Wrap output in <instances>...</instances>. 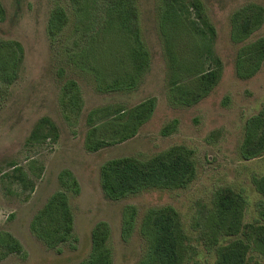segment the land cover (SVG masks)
Masks as SVG:
<instances>
[{"label":"rangeland","instance_id":"rangeland-1","mask_svg":"<svg viewBox=\"0 0 264 264\" xmlns=\"http://www.w3.org/2000/svg\"><path fill=\"white\" fill-rule=\"evenodd\" d=\"M184 1L191 5L194 0ZM199 1L201 18L193 7L184 17L192 28V21L204 27L203 19L214 27L212 50L222 62L223 74L198 104L181 106L173 104L169 95L166 44L158 21L162 0H138L151 65L136 89L119 91L99 90L94 74L67 66L58 44H52L47 31L50 12L57 3L70 12L68 0H2L6 17L0 22V36L21 42L25 58L17 81L0 92V231L16 236L28 254L25 259L11 254L0 259V264H76L88 257L92 229L101 220L111 227L112 264H135L147 246L139 231L142 217L149 208L166 205L177 209L189 237L186 264H215L216 251L207 246L196 223L208 214L220 187H230L245 197V224L264 225L263 196L254 183L264 174V155L246 160L240 153L248 119L264 108V62L249 79L240 78L235 70L239 49L264 37V24L244 42H234L231 37L236 11L251 3L264 5V0ZM177 36L180 50H184L183 33ZM61 67L66 69L63 77ZM69 79L78 83L81 109L63 106V86ZM148 98H156V107L135 137L98 151L88 149L89 131L99 122L97 116H102L100 113L88 121L92 110L107 107L128 111ZM43 117L56 124L58 138L29 141ZM175 119L178 123L173 132L164 135L163 129ZM176 145L195 151L197 174L189 186L149 188L120 200L105 196L100 170L106 161L122 156L148 159ZM15 167L26 174V186L11 176L19 172ZM63 170L71 171L81 188L79 193L67 191L75 219L74 238L59 248H48L33 234L31 222L51 194L65 189L60 181ZM127 205L137 207L138 224L132 238L124 241L122 214ZM249 264H264V253L251 252Z\"/></svg>","mask_w":264,"mask_h":264},{"label":"trees","instance_id":"trees-1","mask_svg":"<svg viewBox=\"0 0 264 264\" xmlns=\"http://www.w3.org/2000/svg\"><path fill=\"white\" fill-rule=\"evenodd\" d=\"M66 6L57 3L50 12L47 31L52 44H58L67 66L75 65L94 74L97 88L104 91L134 90L151 65V54L140 27L138 0H68ZM191 7L201 18L202 2L194 0H162L158 21L165 39L169 69V95L175 105L193 106L208 96L220 82L222 62L214 57L212 39L215 29L207 19L204 27L192 21L188 25L184 15ZM71 15L73 20L71 21ZM6 9L0 0V22ZM264 24V5L251 3L233 16L231 37L244 42ZM72 26V31L68 30ZM70 26V27H69ZM183 33L185 48L180 50L177 34ZM177 36V40L176 37ZM184 51V52H182ZM24 47L21 42L0 36V92L8 89L20 76L24 65ZM214 62V65L213 63ZM264 62V37L243 45L235 60L236 74L242 79L253 77ZM65 67L59 69L65 75ZM63 86L62 103L70 109H81V95L76 80L69 79ZM156 107V98H148L131 107L97 108L89 113L92 124L86 145L98 151L107 145L124 142L138 134L150 120ZM178 120L163 129L164 135L173 132ZM58 138L56 124L48 117L39 120L29 141ZM243 159L264 155V108L248 119L244 140L240 146ZM11 175L26 186V174L15 167ZM197 174L195 151L176 145L148 159L122 156L106 161L100 170V182L105 196L120 200L149 188H186ZM60 181L65 188L50 195L34 215L33 234L48 248H59L74 238L75 219L67 191L79 193L77 178L63 170ZM256 189L264 201V174L254 179ZM33 188V183L31 184ZM246 199L230 187H220L213 195V206L196 224L201 227L208 247L216 251L215 264H249L250 253H264V225L245 224ZM138 224V209L127 205L123 209L121 236L129 241ZM146 241V250L135 264H186L189 259V237L179 212L172 205L155 206L147 210L139 225ZM111 227L107 221H98L91 232V251L76 264H112L109 246ZM11 254L27 257L21 241L8 231H0V259Z\"/></svg>","mask_w":264,"mask_h":264}]
</instances>
